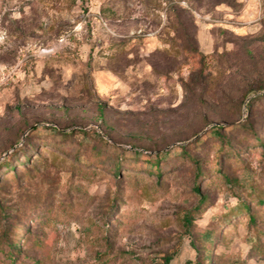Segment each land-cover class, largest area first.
<instances>
[{"label": "rangeland", "instance_id": "1", "mask_svg": "<svg viewBox=\"0 0 264 264\" xmlns=\"http://www.w3.org/2000/svg\"><path fill=\"white\" fill-rule=\"evenodd\" d=\"M2 71L0 264H264V0H0Z\"/></svg>", "mask_w": 264, "mask_h": 264}, {"label": "trees", "instance_id": "2", "mask_svg": "<svg viewBox=\"0 0 264 264\" xmlns=\"http://www.w3.org/2000/svg\"><path fill=\"white\" fill-rule=\"evenodd\" d=\"M246 106H250V104L247 103ZM214 132L219 134V127H216L214 129ZM57 134L59 136H61V140L62 141H65V138H66L67 134L62 133L61 131L57 132ZM253 135L255 136V134H253ZM101 139H102V141L104 143H108L106 139H103V138H101ZM260 139H257L256 142H259ZM259 143H261V142H259ZM261 145H264V143H261ZM14 153H16V155L13 158V160L18 161V163H21V161H22V159H20L18 157L19 154H22V158L25 159V161H27V162L30 159V153H28L24 149H21V150H18V151L16 150V151H14ZM156 160L157 161L148 160V162H150L151 164L155 165V168H149L147 171H148L149 174L157 175V176L160 177V175L162 174L161 173L162 170H161V166L159 164V162H160L159 157L157 158V156H156ZM24 163H26V162H22L20 165H23L25 167ZM16 167H17V164L14 163V161H12V160H9V161H6V162L0 164V170L2 168H4V170H5L3 175H7L8 173H13L8 178L7 181H5L4 183H1L0 185L8 183V182H16V183H18V181L20 180L21 177H20V174H18L16 172ZM113 168L115 170L117 169V171H118V169H120V164L119 163L115 164L113 166ZM200 174L201 173L198 172L196 177L199 176ZM197 188L198 187L196 186L195 187L196 191H198ZM256 204L261 205V206L264 205V198L263 197L259 198L257 200ZM250 207H251V205L248 202L242 201L241 204H240V207L238 209L248 212L249 217H250V221L254 222L255 221L254 216L249 213L250 212ZM6 245H7V249L1 250V252L4 254V258H3L2 264H16V259H17L18 255L21 252V249H20L21 244H20V242L16 241L15 239H11V240L7 239L6 240ZM165 264H169V260H167ZM197 264H203V263H197Z\"/></svg>", "mask_w": 264, "mask_h": 264}, {"label": "built area", "instance_id": "3", "mask_svg": "<svg viewBox=\"0 0 264 264\" xmlns=\"http://www.w3.org/2000/svg\"><path fill=\"white\" fill-rule=\"evenodd\" d=\"M7 80V75L5 71L0 72V89L5 85Z\"/></svg>", "mask_w": 264, "mask_h": 264}]
</instances>
